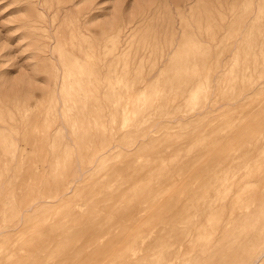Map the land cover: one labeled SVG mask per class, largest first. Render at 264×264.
<instances>
[{
  "label": "rangeland",
  "instance_id": "obj_1",
  "mask_svg": "<svg viewBox=\"0 0 264 264\" xmlns=\"http://www.w3.org/2000/svg\"><path fill=\"white\" fill-rule=\"evenodd\" d=\"M107 262L264 264V0H0V264Z\"/></svg>",
  "mask_w": 264,
  "mask_h": 264
},
{
  "label": "bare ground",
  "instance_id": "obj_2",
  "mask_svg": "<svg viewBox=\"0 0 264 264\" xmlns=\"http://www.w3.org/2000/svg\"><path fill=\"white\" fill-rule=\"evenodd\" d=\"M198 25H200V24H198ZM202 27V26H201ZM203 28V27H202ZM170 47V46H169ZM147 208H149L150 209V211H148L147 209H145V210H147L148 211V217H149V215L150 214H152L151 216H154L155 217V215L154 214H157L158 213V211H155V209L157 208V203H152L150 206H148ZM152 208H154V210L152 211ZM150 212V213H149ZM140 217V216H139ZM148 217H143V218H141V220L143 219L144 220V218H147L148 219ZM142 220V221H143ZM156 221V220H155ZM139 222H141L140 220H139ZM61 248V247H60ZM105 249V248H104ZM107 250V249H106ZM103 251V250H102ZM87 257V256H86ZM109 257V256H108ZM87 259V258H86ZM83 261H85V260H81V262H83ZM107 261V260H106ZM80 262V261H79ZM86 262V261H85ZM84 262V263H85ZM81 264V263H80ZM83 264V263H82ZM106 264H109V262H107Z\"/></svg>",
  "mask_w": 264,
  "mask_h": 264
}]
</instances>
